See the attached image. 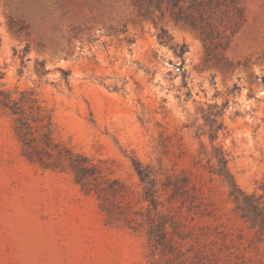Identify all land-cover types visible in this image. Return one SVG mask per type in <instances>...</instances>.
<instances>
[{
	"label": "rangeland",
	"instance_id": "1",
	"mask_svg": "<svg viewBox=\"0 0 264 264\" xmlns=\"http://www.w3.org/2000/svg\"><path fill=\"white\" fill-rule=\"evenodd\" d=\"M241 6L227 48L207 52L198 31L158 11L154 24L137 0H0V90L15 101L33 92L31 124L50 122L53 140L87 157L100 183L124 184L117 202L128 218L139 222L147 206L132 159L188 175L189 201L170 199L159 176L160 210L190 234L186 257L203 264H264L263 242L207 169L221 147L238 187L260 192L264 180V0ZM160 27L186 47L182 58L159 43ZM214 104L225 129L211 143L200 109ZM15 126L0 107V264H150L144 229L108 218L67 162L27 160Z\"/></svg>",
	"mask_w": 264,
	"mask_h": 264
},
{
	"label": "trees",
	"instance_id": "2",
	"mask_svg": "<svg viewBox=\"0 0 264 264\" xmlns=\"http://www.w3.org/2000/svg\"><path fill=\"white\" fill-rule=\"evenodd\" d=\"M137 5L143 11L141 15L150 17L158 11L162 16L167 15L170 20L180 23L199 32L204 43L209 44V50L221 49L224 51L229 45L230 38L236 32L242 21L241 0H137ZM229 31V32H228ZM157 40L162 45H170L167 31L160 27ZM174 53L182 58L186 47L170 45ZM183 61L179 68L181 69ZM182 82L186 87V76L182 74ZM264 84V79H262ZM237 88L234 87V92ZM19 101L12 100L8 93L0 90V107L9 111L15 117V132L23 146L24 157L37 162L43 167H56L62 162H67L74 174V180L81 190L86 193H94L100 201V209L108 218L116 216L124 217L128 227L136 231L144 229L150 264H203L201 255L186 257L191 249L183 250L184 242L189 233L182 230L183 225L175 216L160 210L162 203L159 200L160 183L159 176L164 175L161 188L169 193L170 199L183 198L189 201L190 179L184 173L171 174L161 169L154 170L149 165H143L136 159H132V167L143 187L142 200L147 203L145 211L139 214L140 221L128 218V211L121 210L118 198L126 194L125 186L118 179H103L99 181L98 169L87 157L73 153L70 149L56 143L52 137L50 122L33 126L40 120L33 116V104L35 97L33 92L22 93ZM28 104L29 115L20 106ZM223 107L208 105L207 109H200L204 119V127L209 141L213 143L225 128L222 122ZM200 127H197V132ZM196 135H200L196 133ZM200 154L206 155L205 152ZM228 154L221 147H212V152L207 155L208 172L215 175L228 189V197L234 205V211L240 220L251 230L258 241L264 244V180L259 186V191L247 193L235 182L228 169ZM213 161V164H211ZM129 210L128 206L126 207ZM198 244L199 240L194 239Z\"/></svg>",
	"mask_w": 264,
	"mask_h": 264
}]
</instances>
